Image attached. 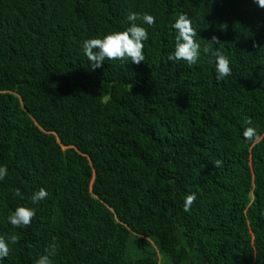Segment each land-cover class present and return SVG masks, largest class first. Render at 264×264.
I'll list each match as a JSON object with an SVG mask.
<instances>
[{"label": "trees", "instance_id": "1", "mask_svg": "<svg viewBox=\"0 0 264 264\" xmlns=\"http://www.w3.org/2000/svg\"><path fill=\"white\" fill-rule=\"evenodd\" d=\"M129 12L155 17L136 22L148 32L145 60L93 71L83 42L125 31ZM180 14L200 44L192 66L168 59ZM205 47L227 57L231 75L217 79ZM249 126L260 142L243 137ZM0 165L10 247L0 264H35L53 241L52 264H264V8L0 0ZM41 188L48 196L33 204ZM18 206L36 210L30 226L9 223Z\"/></svg>", "mask_w": 264, "mask_h": 264}, {"label": "clouds", "instance_id": "2", "mask_svg": "<svg viewBox=\"0 0 264 264\" xmlns=\"http://www.w3.org/2000/svg\"><path fill=\"white\" fill-rule=\"evenodd\" d=\"M259 7L264 8V0H254ZM127 20L131 22V26L125 31H115L103 36L102 38L87 39L83 42L84 53L87 56L91 69L95 71L97 68L103 66L106 60H120L121 62L130 60L135 64H140L145 60L144 55V41L148 39L147 30L138 25L137 21L152 26L155 24V17L148 13L129 12ZM176 30V44L175 50L169 55L168 59L172 61L183 60L189 66L197 64L200 59V44L194 39L197 35L192 23L187 15L180 14L178 19L172 25ZM212 42L219 43L218 37H213ZM95 50V51H94ZM204 53H211L215 57V71L218 80H223L225 77L231 75L230 61L219 50L212 51L209 47L203 49ZM248 125L252 124L251 119L247 121ZM243 137L251 142L258 143L262 136L255 127H246L243 131ZM213 164L216 168L222 166V161L215 160ZM8 175L6 166L0 165V181H3ZM14 197H20L21 191L16 188L13 189ZM48 193L44 188L34 192L31 196L33 204L47 198ZM196 200V194L192 193L185 197L184 211H190L191 205ZM36 215L34 208L25 206H18L7 217L9 223L14 227H28L31 225L33 218ZM17 235H11L9 241L11 244L18 242ZM9 242H6L4 236H0V260L9 255ZM45 255H42L35 264H52L50 257H54L57 253V246L55 241L48 245L45 249Z\"/></svg>", "mask_w": 264, "mask_h": 264}, {"label": "rangeland", "instance_id": "3", "mask_svg": "<svg viewBox=\"0 0 264 264\" xmlns=\"http://www.w3.org/2000/svg\"><path fill=\"white\" fill-rule=\"evenodd\" d=\"M159 260H160L161 264H167L166 261L163 260L161 256H159Z\"/></svg>", "mask_w": 264, "mask_h": 264}]
</instances>
